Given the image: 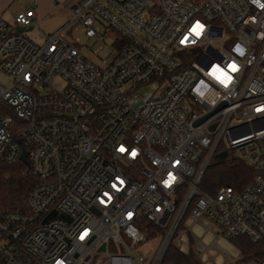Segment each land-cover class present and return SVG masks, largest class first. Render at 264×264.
Wrapping results in <instances>:
<instances>
[{
    "label": "built area",
    "instance_id": "built-area-1",
    "mask_svg": "<svg viewBox=\"0 0 264 264\" xmlns=\"http://www.w3.org/2000/svg\"><path fill=\"white\" fill-rule=\"evenodd\" d=\"M261 5L80 0L72 10L87 36L113 38L118 47L106 66L60 30L42 43L19 32L33 25V4L14 25L0 18V66L14 78L0 86V99L23 123L14 133L13 118L0 117V165L27 150L38 179L27 212L0 210V262L175 264L164 257L170 243L184 251L187 215L210 219L217 237L264 240ZM217 65L227 83L210 74ZM150 84L156 88L143 94ZM223 151H234L255 175L243 189L222 186L210 195L200 184ZM145 221L163 230L151 237L162 241L150 260L135 252L154 231ZM195 248L207 250L201 241Z\"/></svg>",
    "mask_w": 264,
    "mask_h": 264
},
{
    "label": "trees",
    "instance_id": "trees-1",
    "mask_svg": "<svg viewBox=\"0 0 264 264\" xmlns=\"http://www.w3.org/2000/svg\"><path fill=\"white\" fill-rule=\"evenodd\" d=\"M4 104V106H3ZM11 116L13 118L12 130L17 132V126H22V121L16 117L13 109L8 103L0 99V117ZM255 171L243 158L229 153L228 158L221 160L214 158L210 163L205 176L200 184L203 192L213 195L222 186H233L238 189L246 187L254 178ZM38 179L33 173L29 162L22 159L11 163L0 165V210H29V197ZM189 213V208L187 210ZM147 228L154 229L148 234V238L162 233V228L145 221ZM244 254V259L264 260V240L254 242L246 236L233 239ZM164 261L175 264H203L194 250V241L191 239L187 252L180 251L173 243H170ZM0 264H6L1 261Z\"/></svg>",
    "mask_w": 264,
    "mask_h": 264
},
{
    "label": "rangeland",
    "instance_id": "rangeland-1",
    "mask_svg": "<svg viewBox=\"0 0 264 264\" xmlns=\"http://www.w3.org/2000/svg\"><path fill=\"white\" fill-rule=\"evenodd\" d=\"M24 1H31L34 3L33 0ZM59 1L60 4L56 7H54L48 0L44 1L46 3L44 7L46 11L48 10L57 13L55 18L56 20L68 17L67 10H65L64 6L61 5V3L65 1ZM65 21H67L66 24L62 27V29H60L61 34L71 43L77 45L87 58L101 66H106L113 61L118 53V47L115 45L113 38L107 37L105 39H100L97 37H88L85 26L79 20L74 18L73 10L72 16L68 17ZM24 34L34 42H40L39 39L41 32L37 26L34 29L25 31ZM13 81V76L0 66V86L8 88L12 85ZM53 84L59 89H63L65 86L64 81L60 78H55ZM155 88L156 86L154 84H150L143 89L142 93L145 94ZM229 153L236 156L234 151H230ZM214 158L215 156L213 159ZM190 226L191 231L184 233L185 240L183 242V252H187L189 250L191 239H193L194 250L197 252L198 257L201 259L203 264H209V262H207L209 254L215 257L216 262L213 264H232L233 262H236L237 264L246 262H249L250 264H262V260L256 258L245 260L243 252L233 239H228L222 234L217 237V232L221 230L207 217L204 216L200 221L194 222L193 218L187 215L184 227L189 228ZM161 241V236L145 240L135 247V252L139 255L147 257L150 260L157 252ZM198 241H201L207 246V250L205 252H198L196 250L195 245Z\"/></svg>",
    "mask_w": 264,
    "mask_h": 264
},
{
    "label": "crops",
    "instance_id": "crops-1",
    "mask_svg": "<svg viewBox=\"0 0 264 264\" xmlns=\"http://www.w3.org/2000/svg\"><path fill=\"white\" fill-rule=\"evenodd\" d=\"M34 3L31 1H24V0H0V18L7 21L10 25H14L16 22L17 14L28 7L29 5L33 4L35 6V19L33 22L34 29L36 26L39 28L41 32V36L38 43H42L46 40L47 36L50 33L58 31L64 27L66 24L68 17L72 16V8L76 5L80 0H64L65 2L61 3L64 6L65 10H67L68 17L64 19H55L56 12L53 11H46L44 8L46 3L45 0H33ZM52 3L54 7L60 4L59 0H48ZM52 12V13H51ZM51 19V20H50Z\"/></svg>",
    "mask_w": 264,
    "mask_h": 264
},
{
    "label": "snow or ice",
    "instance_id": "snow-or-ice-1",
    "mask_svg": "<svg viewBox=\"0 0 264 264\" xmlns=\"http://www.w3.org/2000/svg\"><path fill=\"white\" fill-rule=\"evenodd\" d=\"M261 7H264V5H261ZM203 26L202 25H199V23L197 24V28H194L193 31L195 32V34L197 36L200 35V32L197 30L198 28H202ZM229 67L232 68L233 71L237 70L236 67L234 65H230ZM212 76H214L216 79L218 80H221V78L223 77L222 79V82L224 83H227L228 80L231 79V77H229L227 75V73L225 72L224 69L220 68L218 65L217 66H214L211 73H210ZM261 109H258V111H260ZM125 149L122 147L121 148V151H124ZM135 152L133 151L132 155L135 156ZM121 183H123V181H121ZM108 193H105V196H107ZM86 234V233H85ZM83 238V237H82ZM58 264H62V262H58Z\"/></svg>",
    "mask_w": 264,
    "mask_h": 264
},
{
    "label": "water",
    "instance_id": "water-1",
    "mask_svg": "<svg viewBox=\"0 0 264 264\" xmlns=\"http://www.w3.org/2000/svg\"><path fill=\"white\" fill-rule=\"evenodd\" d=\"M32 27H33V26H29V27L18 26V27H17V30H18L19 32H25V31L31 30ZM228 156H229V153H228L227 151H223V152L217 153V154L215 155L216 158H219V159H221V160H224V159L228 158ZM21 159H22L23 161H25V162H29V161H28V151H27V150H23L22 155H21ZM55 213H56L55 211H52V212L49 214V216H52V215H54ZM63 215H64V214H63ZM64 216H65V215H64ZM104 248H105V245L102 246V249H104Z\"/></svg>",
    "mask_w": 264,
    "mask_h": 264
}]
</instances>
